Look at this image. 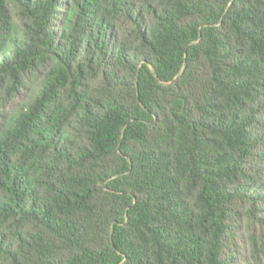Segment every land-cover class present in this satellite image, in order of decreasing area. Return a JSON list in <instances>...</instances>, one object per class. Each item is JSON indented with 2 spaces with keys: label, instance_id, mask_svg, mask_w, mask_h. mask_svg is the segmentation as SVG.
<instances>
[{
  "label": "trees",
  "instance_id": "obj_1",
  "mask_svg": "<svg viewBox=\"0 0 264 264\" xmlns=\"http://www.w3.org/2000/svg\"><path fill=\"white\" fill-rule=\"evenodd\" d=\"M0 264H264V0H0Z\"/></svg>",
  "mask_w": 264,
  "mask_h": 264
}]
</instances>
